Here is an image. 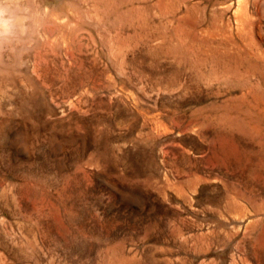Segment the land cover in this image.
I'll list each match as a JSON object with an SVG mask.
<instances>
[{
    "label": "rangeland",
    "instance_id": "rangeland-1",
    "mask_svg": "<svg viewBox=\"0 0 264 264\" xmlns=\"http://www.w3.org/2000/svg\"><path fill=\"white\" fill-rule=\"evenodd\" d=\"M0 9V264H264V0Z\"/></svg>",
    "mask_w": 264,
    "mask_h": 264
},
{
    "label": "clouds",
    "instance_id": "clouds-1",
    "mask_svg": "<svg viewBox=\"0 0 264 264\" xmlns=\"http://www.w3.org/2000/svg\"><path fill=\"white\" fill-rule=\"evenodd\" d=\"M2 17H3V10L0 9V25H2V23H3Z\"/></svg>",
    "mask_w": 264,
    "mask_h": 264
},
{
    "label": "bare ground",
    "instance_id": "bare-ground-1",
    "mask_svg": "<svg viewBox=\"0 0 264 264\" xmlns=\"http://www.w3.org/2000/svg\"><path fill=\"white\" fill-rule=\"evenodd\" d=\"M254 99V98H253ZM257 102V101H256ZM251 106V105H250ZM261 110V109H260ZM263 112V111H262ZM259 119V118H258Z\"/></svg>",
    "mask_w": 264,
    "mask_h": 264
}]
</instances>
